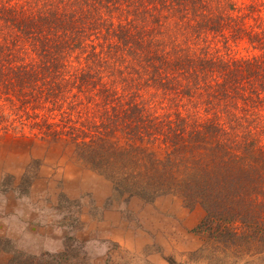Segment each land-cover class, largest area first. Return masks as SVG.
Instances as JSON below:
<instances>
[{"label": "trees", "instance_id": "16d2710c", "mask_svg": "<svg viewBox=\"0 0 264 264\" xmlns=\"http://www.w3.org/2000/svg\"><path fill=\"white\" fill-rule=\"evenodd\" d=\"M0 124L264 261V0H0Z\"/></svg>", "mask_w": 264, "mask_h": 264}, {"label": "rangeland", "instance_id": "374dc122", "mask_svg": "<svg viewBox=\"0 0 264 264\" xmlns=\"http://www.w3.org/2000/svg\"><path fill=\"white\" fill-rule=\"evenodd\" d=\"M20 116L11 121L20 126ZM29 135L0 130V264L20 255L39 264H209L212 255L200 252L205 242L195 233L203 210L173 197L124 202L70 148Z\"/></svg>", "mask_w": 264, "mask_h": 264}]
</instances>
